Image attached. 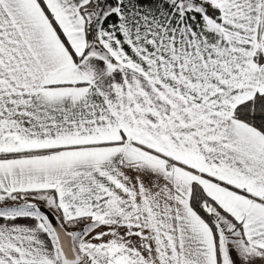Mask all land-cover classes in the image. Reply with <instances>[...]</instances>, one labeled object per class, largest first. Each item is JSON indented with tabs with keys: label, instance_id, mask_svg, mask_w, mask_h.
Masks as SVG:
<instances>
[{
	"label": "snow or ice",
	"instance_id": "6c2138e0",
	"mask_svg": "<svg viewBox=\"0 0 264 264\" xmlns=\"http://www.w3.org/2000/svg\"><path fill=\"white\" fill-rule=\"evenodd\" d=\"M0 264H264V0H0Z\"/></svg>",
	"mask_w": 264,
	"mask_h": 264
}]
</instances>
